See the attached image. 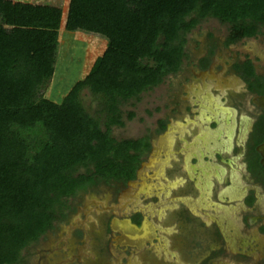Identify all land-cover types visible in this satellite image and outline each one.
<instances>
[{"label":"flooded vegetation","instance_id":"1","mask_svg":"<svg viewBox=\"0 0 264 264\" xmlns=\"http://www.w3.org/2000/svg\"><path fill=\"white\" fill-rule=\"evenodd\" d=\"M220 25L187 34L149 128L113 135L139 146L134 174L69 199L45 234L58 245L44 255L61 253L53 264H264V56L237 48L264 35L230 43Z\"/></svg>","mask_w":264,"mask_h":264},{"label":"trees","instance_id":"2","mask_svg":"<svg viewBox=\"0 0 264 264\" xmlns=\"http://www.w3.org/2000/svg\"><path fill=\"white\" fill-rule=\"evenodd\" d=\"M209 18L230 26V43L264 35V0H72L68 27L108 42L54 102L46 91L58 33L16 26L0 11V264H31V245L66 221L70 198L133 176L141 150L112 133L125 125L122 108L181 69L187 34ZM85 89L100 98L92 114Z\"/></svg>","mask_w":264,"mask_h":264},{"label":"rangeland","instance_id":"3","mask_svg":"<svg viewBox=\"0 0 264 264\" xmlns=\"http://www.w3.org/2000/svg\"><path fill=\"white\" fill-rule=\"evenodd\" d=\"M0 11L10 13L13 18V24L21 26L29 30H46L56 31L59 37V55L56 65V71L50 85L46 91V97L54 102L60 100L69 92L72 86L79 80H82L89 71L92 63L101 57L105 47V38L107 35L95 30H85L78 27L70 29L68 27L69 5L72 0H0ZM21 2V3H20ZM23 4V5H21ZM201 24V26H200ZM188 37H196L198 32L204 29H219L225 32L226 28L221 27L220 23L214 19H207L200 23ZM223 30V31H222ZM262 36V35H261ZM237 48L251 49L252 53L258 52L264 56V42L260 38L250 39L240 42ZM164 82V81H163ZM162 82V83H163ZM161 83V84H162ZM159 85L155 91L145 94L139 105L132 108L129 104L123 109V119L125 125L123 127H114L113 135L117 137H138L143 127L147 124L149 128V120L155 117V107H162L165 96V87ZM154 89V88H153ZM152 89V90H153ZM81 99L89 113H94L99 108L100 98L94 96L89 90L85 89L81 93ZM156 99V101H154ZM153 103V105H152ZM155 106V107H154ZM135 111L132 119H127L126 112ZM152 114V115H151ZM157 116V115H156ZM149 118V119H147ZM50 234L40 237L39 245H35L31 249V264H53L58 261L57 258L61 253L53 255H44L50 249L56 248L57 242L49 239ZM61 244L59 243V246ZM38 249V251H37ZM26 255H28V252ZM23 254H25L23 252Z\"/></svg>","mask_w":264,"mask_h":264},{"label":"water","instance_id":"4","mask_svg":"<svg viewBox=\"0 0 264 264\" xmlns=\"http://www.w3.org/2000/svg\"><path fill=\"white\" fill-rule=\"evenodd\" d=\"M261 100H264V97L263 98H260ZM259 104V103H258ZM261 106V105H260ZM263 109L264 107L261 106ZM258 151L259 153L261 154V164L264 166V142L258 147ZM133 182H129L130 185H132Z\"/></svg>","mask_w":264,"mask_h":264},{"label":"crops","instance_id":"5","mask_svg":"<svg viewBox=\"0 0 264 264\" xmlns=\"http://www.w3.org/2000/svg\"><path fill=\"white\" fill-rule=\"evenodd\" d=\"M21 3V2H20ZM21 5H23V4H21ZM70 5H69V9H70ZM85 30H88V29H85ZM54 32H56V31H54ZM58 33V32H57ZM105 38V45H107V42H108V37L106 36V37H104ZM106 48V47H105ZM104 53H105V49H104V51H103V53H102V55H101V57L100 58H102V56L104 55ZM99 59V58H98ZM97 60V59H96ZM93 64V63H92ZM91 67V66H90ZM47 94V93H46Z\"/></svg>","mask_w":264,"mask_h":264},{"label":"bare ground","instance_id":"6","mask_svg":"<svg viewBox=\"0 0 264 264\" xmlns=\"http://www.w3.org/2000/svg\"><path fill=\"white\" fill-rule=\"evenodd\" d=\"M258 103H259V105H261V106L264 107V100L259 99V100H258ZM140 190L143 191V192H145V187H141Z\"/></svg>","mask_w":264,"mask_h":264}]
</instances>
